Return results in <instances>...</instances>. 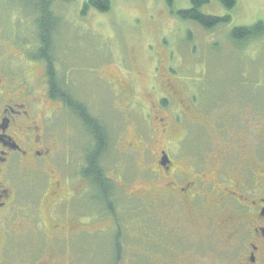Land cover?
Here are the masks:
<instances>
[{"label":"flooded vegetation","instance_id":"obj_1","mask_svg":"<svg viewBox=\"0 0 264 264\" xmlns=\"http://www.w3.org/2000/svg\"><path fill=\"white\" fill-rule=\"evenodd\" d=\"M36 44L32 55L24 50L13 59L42 63L43 94H36L15 61L12 67L0 65V264H44L53 257L38 259L33 248L22 247L28 240L107 234L103 215L114 222L119 188L141 200L148 214L146 264H264V144L259 122L232 114L240 124L235 131L224 119L225 103L219 99L215 124L223 129L216 130L217 135L209 132V149L199 151L203 148L192 135L202 124L196 95H185L169 75L162 79L161 90L150 92L144 102L111 71L118 84L115 97L124 110L147 109L141 117L147 130L126 136L122 145L126 155L140 156L145 184L134 187L130 179L104 167V201L88 171V148L81 146V153L75 154L79 156H70L73 144L68 150L57 130L62 107L77 117L80 127L85 124L67 101L50 95L48 61L39 55L40 40ZM159 56V67L165 68L164 58L168 61L171 54L161 49ZM126 59L132 65V57ZM209 102L213 109V99ZM63 160L66 166L61 169ZM29 179L32 183L25 186Z\"/></svg>","mask_w":264,"mask_h":264},{"label":"rangeland","instance_id":"obj_2","mask_svg":"<svg viewBox=\"0 0 264 264\" xmlns=\"http://www.w3.org/2000/svg\"><path fill=\"white\" fill-rule=\"evenodd\" d=\"M86 1H54L53 10L60 19L55 34L56 67L65 78L69 93L109 127L111 140L103 165L110 174L123 175L134 187L145 184L140 156L126 155L122 145L126 136L134 137L141 129L147 130L141 120L147 109L124 110L115 97L119 91L117 82L112 80L114 71L117 80L129 83L136 98L144 102L150 92L161 90L162 79L169 75L181 84L185 95H196L202 124L193 129L192 135L196 145L203 148L199 151L209 149V132L217 135L216 130L223 129L215 124L216 114H220L219 99L225 103L224 119L230 128L240 130L232 114L241 115L242 119L251 117L262 126L264 144V35L245 43H236L231 37L236 26L264 22V0H238L230 11L219 0H210L203 5L204 12L232 16L230 24L211 30L176 13L190 8L191 0H172V4L169 0H111L109 11L92 7L84 14ZM37 4V0H0V65L9 63L6 66L12 67L15 61L25 70L22 72L34 85L36 94L41 95L42 63L13 59L15 53L21 56V51L26 50L32 55L37 48ZM161 49L171 54L168 61L164 58L167 68L159 67ZM129 55L130 66L126 63ZM212 99L214 106L209 109ZM56 124L68 150L73 144L70 156L81 153V146L90 147L89 133L66 108L59 109ZM72 133L75 136L68 139ZM65 166L63 160L58 167ZM31 183L29 179L24 185ZM116 193L114 222L103 215L102 226L107 234L78 240H28L22 247L33 248L38 259L53 255L44 264H146L143 245L148 214L141 200L127 197L125 189L119 188Z\"/></svg>","mask_w":264,"mask_h":264},{"label":"trees","instance_id":"obj_3","mask_svg":"<svg viewBox=\"0 0 264 264\" xmlns=\"http://www.w3.org/2000/svg\"><path fill=\"white\" fill-rule=\"evenodd\" d=\"M55 0H37L36 13L39 21V55L46 58L48 65L46 68L47 77L51 85L50 95L63 101H67L72 111L83 121L85 128L92 139V145L87 149L86 161L88 163V171L92 173V178L100 187L102 200L105 201L108 193V182L104 179V166L102 164L103 157L108 151L110 139L108 138V129L97 117L93 116L87 106L78 101L73 95L68 93L65 78L60 74L56 67L55 57V38L56 31L59 27L60 19L53 10ZM70 2L72 0H61ZM227 9L233 10L238 0H219ZM172 4V0H169ZM210 0H191V7L187 9L177 10L176 13L183 19H189L198 22L203 27L211 30L219 25H228L232 21L230 14L219 16L206 13L202 10L203 5L209 3ZM111 0H87L84 4L83 13L88 9L95 8L105 12L111 9ZM264 35V22L258 21L250 26H236L231 31V37L236 43H245L253 38Z\"/></svg>","mask_w":264,"mask_h":264}]
</instances>
